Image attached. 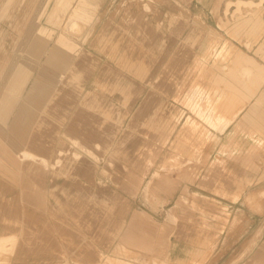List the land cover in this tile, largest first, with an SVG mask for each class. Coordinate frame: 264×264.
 <instances>
[{
  "label": "rangeland",
  "instance_id": "374dc122",
  "mask_svg": "<svg viewBox=\"0 0 264 264\" xmlns=\"http://www.w3.org/2000/svg\"><path fill=\"white\" fill-rule=\"evenodd\" d=\"M249 1L261 0H0V105L17 71L29 74L27 94L59 40L62 49L75 46L72 55L99 60L92 82L107 83L98 92L108 98V160L102 170L74 166L60 177L93 175V192L108 198V252L100 264H264V3ZM244 67L251 77L241 75ZM199 109L237 118L220 131ZM153 116L164 133L151 129ZM7 125L0 122V166L14 167L0 168V238L8 236L0 264H45L42 243L20 238L45 229L30 228L24 211L42 217L32 206L42 204L34 194L48 187L40 184L46 172L36 158L12 154ZM121 200L172 236L178 249L171 258L120 245Z\"/></svg>",
  "mask_w": 264,
  "mask_h": 264
},
{
  "label": "crops",
  "instance_id": "0c3cea01",
  "mask_svg": "<svg viewBox=\"0 0 264 264\" xmlns=\"http://www.w3.org/2000/svg\"><path fill=\"white\" fill-rule=\"evenodd\" d=\"M60 41L62 40H59L60 49L52 50L47 59L43 60V73L38 71L37 79L27 94L24 95L23 90L28 83L29 74L17 71L12 76L13 89L6 91L4 101L0 105V122L4 126L10 123L3 138L13 149L12 154H25L36 158L38 161L35 164L46 172L40 174L44 177L51 174L48 173L50 170H60L58 175L53 173L52 178L43 177V180H38V185L42 180L40 184L48 186L44 190L38 188V193L34 194L42 198V204L32 208L42 217H35L36 213L29 208L24 211L25 223L30 228L39 229L42 226L45 229L40 233L22 237L20 241L23 244L26 241H35L39 247L42 243V254L47 263L53 259L58 261V264H63L66 259L76 258L80 264H100L102 257L108 252V198L102 193L93 192V187L97 184V177L95 179L93 175L86 178L60 176L61 171L74 166L77 170H102L103 165L107 163L109 129L103 108L107 111L108 98H103V94L98 92L103 86L106 88L107 83L102 80L92 82V73H96L97 69L94 68L95 62L99 64L96 57L85 53L72 55L75 46L70 43L68 49H62L63 43ZM248 62L252 63L250 60ZM71 69L74 70V82L68 81ZM258 71L260 73L264 70ZM252 74L253 69L250 67L241 70L243 77L249 78ZM68 89H75L77 92L66 93ZM232 105L234 102L230 98L225 106L230 111ZM225 111L229 112L226 109ZM227 115L230 117L199 109V116L220 131L237 118L234 114ZM246 120L253 123L249 117H246ZM147 122L149 124V120ZM138 125V122L133 125L134 131ZM150 127L163 133L167 130L164 123L163 126L157 124L155 116L151 119ZM82 153L87 156L82 157ZM93 156L97 160L94 161ZM43 162L49 163L50 166L46 167ZM11 163L13 164L10 161L2 166L4 169H11L14 167ZM22 165L25 167V163ZM5 175L8 176L7 173ZM171 180L172 186L177 184L176 179ZM68 186L73 189H66ZM168 191L170 193L167 197L172 199L171 189ZM22 196L25 197V193ZM47 202L60 204L49 206L45 204ZM113 209L114 207L111 210ZM132 209L130 203L120 201V217L116 216L120 218V245L136 251H164L171 258L173 251L178 249V243L174 242L172 236L168 238L158 232L145 214ZM75 225L81 226L77 230H82L74 231L72 227L74 230L68 232V227ZM48 226L53 231L46 229ZM44 263L47 264L45 261Z\"/></svg>",
  "mask_w": 264,
  "mask_h": 264
},
{
  "label": "bare ground",
  "instance_id": "6f19581e",
  "mask_svg": "<svg viewBox=\"0 0 264 264\" xmlns=\"http://www.w3.org/2000/svg\"><path fill=\"white\" fill-rule=\"evenodd\" d=\"M255 3H256V2L249 1V2H248V5L253 6V5H255ZM262 3H264V0H261V1L258 3V5H259V4H262ZM80 17H84V16L81 15ZM38 46H39V45L34 44V47L38 48ZM31 51H33V50H31ZM26 156H27V155H26ZM21 160H22V159H21ZM22 161H23V160H22ZM7 237H8V236H7ZM7 237L4 236V237H1V238H0V250L4 248L3 245H4L5 241L8 239Z\"/></svg>",
  "mask_w": 264,
  "mask_h": 264
}]
</instances>
